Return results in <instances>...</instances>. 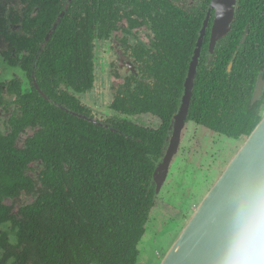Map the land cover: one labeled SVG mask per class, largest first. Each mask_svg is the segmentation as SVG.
I'll list each match as a JSON object with an SVG mask.
<instances>
[{"label":"flooded vegetation","instance_id":"obj_1","mask_svg":"<svg viewBox=\"0 0 264 264\" xmlns=\"http://www.w3.org/2000/svg\"><path fill=\"white\" fill-rule=\"evenodd\" d=\"M239 1L234 21L241 10ZM243 1L245 20L252 24L264 20V0ZM211 2L0 0V150L11 162L13 174L11 186L0 191V201L10 205L6 206L10 215L22 218L26 206L63 184L59 165L62 161L66 167L63 155L89 153L101 136L106 140L111 134H133L128 124L159 131L164 120L149 108L166 99L173 110L155 168L162 164L174 137L173 118L182 101L199 31L207 18L188 113L159 190L152 181L154 202L145 228L156 212L165 213L166 220L177 225L190 215L189 202L201 199L203 193L196 196L195 187L184 185L182 178L174 183L173 162L179 159L181 170L192 168L195 175H204L205 186L211 174L207 167L215 163L211 160H222L227 148H232L228 163L255 128L248 135H232L211 121L246 119L239 106L247 100L249 109L257 105L260 119L264 113V51L256 49L254 55L239 57L240 47L250 37L248 26L239 39H229L231 26L211 48L216 15L215 9L209 12ZM175 25H199L194 41L186 34L181 35L186 42L176 40ZM191 43L189 52L186 47ZM196 104L195 114H206L208 119H203L208 122L192 117ZM227 105L233 111L223 115ZM152 120L155 125L150 124ZM234 142H240L236 149L229 146ZM163 188L173 198L159 197ZM169 206L176 210L172 215Z\"/></svg>","mask_w":264,"mask_h":264},{"label":"trees","instance_id":"obj_2","mask_svg":"<svg viewBox=\"0 0 264 264\" xmlns=\"http://www.w3.org/2000/svg\"><path fill=\"white\" fill-rule=\"evenodd\" d=\"M239 4L241 10L229 39H239L245 26L249 27L250 37L239 50V57L247 58L256 54V49L264 51V20L248 22L242 17L246 3L240 0ZM198 28L199 25H175V38L186 42L187 38L181 36L186 34L192 41ZM186 49L190 52L192 43ZM162 102L149 108L164 120L159 131L128 124V131L133 130V134H111L106 140L101 136L93 149L80 157L62 153L66 163L64 167L59 162L64 171L63 184H57L55 192L26 206L22 218L10 215L6 207L10 205L0 201V226L10 224L6 231H0V264H8L10 259L13 261L9 264H136L138 245L154 202L152 175L164 148L173 110L166 99ZM196 107L197 104L192 105V117L208 122L203 119L206 114H195ZM224 107L227 109L222 111L223 115L232 113L228 105ZM239 112L248 117L212 120L211 125L232 135H248L260 120L257 105L249 109L247 100L239 106ZM5 158L0 150L2 192L11 186L13 175L11 162ZM9 231L14 234L15 244L10 243Z\"/></svg>","mask_w":264,"mask_h":264},{"label":"water","instance_id":"obj_3","mask_svg":"<svg viewBox=\"0 0 264 264\" xmlns=\"http://www.w3.org/2000/svg\"><path fill=\"white\" fill-rule=\"evenodd\" d=\"M236 1L212 0L209 12L211 9H215L216 15L212 28L211 48L218 39L230 32L235 16ZM206 27L207 18L199 31L187 81L184 85L182 101L173 118L174 137L163 163L157 165L152 176V181L157 183L158 190L166 177L165 166L168 165L176 150L179 131L188 113L193 79L196 74ZM244 39L245 35H243L241 43ZM260 89L261 84L258 85L256 92L258 93ZM256 179L264 180V113L255 128L227 163L220 176L200 199L191 215L184 221L181 230L165 253L159 257L157 264H214L216 248L232 202L243 187Z\"/></svg>","mask_w":264,"mask_h":264},{"label":"clouds","instance_id":"obj_4","mask_svg":"<svg viewBox=\"0 0 264 264\" xmlns=\"http://www.w3.org/2000/svg\"><path fill=\"white\" fill-rule=\"evenodd\" d=\"M214 264H264V180L250 182L235 196Z\"/></svg>","mask_w":264,"mask_h":264},{"label":"rangeland","instance_id":"obj_5","mask_svg":"<svg viewBox=\"0 0 264 264\" xmlns=\"http://www.w3.org/2000/svg\"><path fill=\"white\" fill-rule=\"evenodd\" d=\"M145 119H150V118H145ZM154 122L155 121L152 120L150 121V124L155 125L156 122L155 123ZM226 140L227 139H223L224 142ZM239 143L234 142V143L229 144V146L231 147L233 146V148L236 149ZM227 151L225 152L226 153L225 157L222 160H216V159L211 160V161H214L215 163H213L212 166L209 165L207 167V171L209 174L210 173L212 174V177L210 174V178L208 182L205 184V186L202 184V179L204 175H195L192 168H188L185 171L186 168L182 167L183 169L181 170L180 165L177 163L179 159H177L175 162H173L172 171H171V173L173 172L174 183L177 184L180 178H182L184 185L186 186L192 185V187H195L194 191H195L196 196H199L200 193H203L202 194V197H203L204 194L207 192L208 188L210 187L211 183L222 171L224 165L227 163L230 156H232V153L234 150H232V148H227ZM199 159L200 157L197 156L195 160V163L197 165L200 162ZM211 161L208 164H211ZM193 176H196V178H194ZM203 190L204 192H202ZM168 195L171 198H173V195L171 193L169 194L165 193V188H163L162 191L160 192L159 197L169 198ZM199 201H200V197L199 199L197 198L189 202L188 208H189L190 215L195 209V207L197 206ZM169 209H170L171 215L176 212V210L170 206H169ZM165 210L168 211V208L166 207ZM156 213L157 215H154V217H152L153 219L146 226L145 232L140 240V244H139L140 255L138 257L136 264H157L160 259L159 257L165 253L167 248H169L171 242L181 230L184 221H186L187 218L190 216L188 215L185 219L179 220V225H177L175 222L172 223V221L169 219L166 220L168 216H166L165 213L163 212H156ZM7 228H8V224L6 223L0 226V230L2 231H6ZM13 236H14L13 232L9 231V239H10L11 244H15L16 242ZM156 251L161 253L160 256L158 255V258L155 256ZM2 254H3V251L0 249V258ZM12 261L13 259H10L8 264L11 263Z\"/></svg>","mask_w":264,"mask_h":264}]
</instances>
